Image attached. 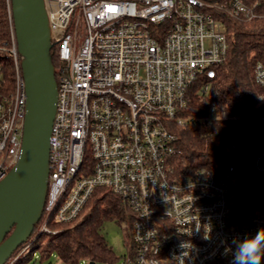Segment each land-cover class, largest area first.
Masks as SVG:
<instances>
[{"label":"built area","instance_id":"obj_1","mask_svg":"<svg viewBox=\"0 0 264 264\" xmlns=\"http://www.w3.org/2000/svg\"><path fill=\"white\" fill-rule=\"evenodd\" d=\"M6 1L9 38L0 40V180L20 159L27 104L11 0ZM44 3L51 54L58 61V98L38 231L50 233L49 221L79 220L102 188L116 194L131 214V221L121 220L129 237L122 264H230L232 239L264 229V214L232 223L238 181L231 163L183 177L175 159L180 127L211 132L219 119L216 103L204 104L229 49L216 11L251 21L261 17L258 1ZM254 78L264 88V64L255 65ZM195 99L197 110L190 114ZM253 168L264 184V140ZM30 247L29 242L5 264H14Z\"/></svg>","mask_w":264,"mask_h":264},{"label":"trees","instance_id":"obj_2","mask_svg":"<svg viewBox=\"0 0 264 264\" xmlns=\"http://www.w3.org/2000/svg\"><path fill=\"white\" fill-rule=\"evenodd\" d=\"M249 1H258L256 11L261 17L243 21L216 11L225 25L229 49L226 62L219 68L217 77L210 81L211 89L204 104L215 102L219 119L211 132L206 128L180 127V152L175 159L176 171L183 177L201 169L215 170L231 163L238 181L230 207V219L236 225L244 222L250 214H264V184L253 168L254 157L264 140L261 121L264 88L254 78L255 65L264 64V0ZM4 4V0H0V40L9 38L3 15ZM52 62L56 67L58 61L53 52ZM5 76L11 89L13 78L9 69ZM198 99L190 102L188 113L195 114ZM124 219L131 221L128 206L113 192L99 188L79 220L70 224L49 221L50 233L38 231L41 220L29 240L16 252L30 242V251L19 256L21 263L34 258L33 264L36 261L52 264L51 257L56 255L64 264H80L83 260L113 264L118 259L102 228L107 220Z\"/></svg>","mask_w":264,"mask_h":264},{"label":"water","instance_id":"obj_3","mask_svg":"<svg viewBox=\"0 0 264 264\" xmlns=\"http://www.w3.org/2000/svg\"><path fill=\"white\" fill-rule=\"evenodd\" d=\"M11 6L27 104L20 159L0 180V264L29 240L42 218L58 98L44 0H11Z\"/></svg>","mask_w":264,"mask_h":264},{"label":"rangeland","instance_id":"obj_4","mask_svg":"<svg viewBox=\"0 0 264 264\" xmlns=\"http://www.w3.org/2000/svg\"><path fill=\"white\" fill-rule=\"evenodd\" d=\"M4 11L3 15L6 14L7 11V1L4 0ZM72 186L71 188H73ZM102 233L104 234L108 244L113 249L117 261L113 264H122L124 256L128 252V234L127 231L122 227L121 220L120 221H114V220H107L103 224ZM22 258L17 259L14 264H33L34 258L31 259L29 262L21 263ZM52 264H64L62 261H60L56 255H52L51 257ZM35 264H48V262L40 263L39 261H36ZM80 264H89V261L83 260L80 262ZM102 264H109V263H102Z\"/></svg>","mask_w":264,"mask_h":264},{"label":"clouds","instance_id":"obj_5","mask_svg":"<svg viewBox=\"0 0 264 264\" xmlns=\"http://www.w3.org/2000/svg\"><path fill=\"white\" fill-rule=\"evenodd\" d=\"M205 239H209L205 236ZM234 249H229L232 256L230 264H261L264 260V229L253 236L232 239Z\"/></svg>","mask_w":264,"mask_h":264}]
</instances>
